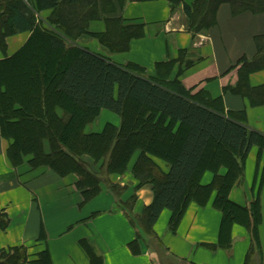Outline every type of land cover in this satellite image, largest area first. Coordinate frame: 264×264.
<instances>
[{
    "label": "trees",
    "instance_id": "1",
    "mask_svg": "<svg viewBox=\"0 0 264 264\" xmlns=\"http://www.w3.org/2000/svg\"><path fill=\"white\" fill-rule=\"evenodd\" d=\"M84 2L88 4L83 9ZM223 2L229 3L234 13H264V0H197L192 8L185 7L189 29L197 33L212 26L216 9ZM44 10H51L46 20L53 29L40 20L36 24V14ZM97 11L93 0H0L1 52L6 53L8 37L30 31L22 47L0 58V131L10 141L7 156L11 165L26 163L32 169L47 167L61 176L74 174L85 200L99 192L102 181L119 196L126 187L108 180L109 175L130 169L139 182L135 188L149 183L154 193L151 204L131 221L159 246L152 226L163 210L170 211L168 226L175 232L191 201L203 207L213 196L212 205L221 212L218 242L205 247L229 249L232 225L239 224L250 232L245 264H252L254 255L261 252L260 200L257 196L243 206L232 201L229 193L243 175L252 147H258L261 158L264 136L223 111L164 86L173 61L158 63V73L162 67L164 74L150 78L141 67H124L74 45L77 37L87 33L110 50H127L132 34L122 33L121 17L106 18L103 33L86 30L88 22L98 16ZM254 43L255 55L241 57L236 64L239 77L231 90L249 98L253 93L259 97L257 103L264 104V85L258 87L259 91L248 84L249 74L264 68V35L255 37ZM49 52H61L58 62L54 59L55 67ZM20 62L24 69L29 68V74L31 71L26 77L27 92L17 78ZM12 85L16 95L11 92ZM101 110L118 115L119 126L106 123L99 132H88L86 127ZM132 120L143 130L134 134L130 130ZM211 148L215 154L208 161ZM153 158L164 161L167 171L163 172ZM87 159L104 170L107 180L92 171ZM223 168L225 172H221ZM206 171L213 173V179L203 184L201 178ZM134 200V194L130 195L123 207L130 210ZM6 225V217L0 214V228ZM140 238L142 234L138 233L130 244L136 253L140 252ZM79 243L90 264H103L86 239ZM26 262L52 264L47 248L31 261L24 245L0 249V264Z\"/></svg>",
    "mask_w": 264,
    "mask_h": 264
},
{
    "label": "crops",
    "instance_id": "2",
    "mask_svg": "<svg viewBox=\"0 0 264 264\" xmlns=\"http://www.w3.org/2000/svg\"><path fill=\"white\" fill-rule=\"evenodd\" d=\"M93 1L97 4L98 16L88 22L86 30L103 33L106 18L121 17L122 33L132 34L129 46L127 50L113 51L87 33L77 37L74 45L124 67L130 64L141 67L150 78L164 74L162 67L158 73V63L173 61L164 77V86L223 111L225 116L235 118L264 136V104L257 103L259 97L252 93L249 98L231 90L239 77L237 62L244 56L253 57L256 53L254 39L264 35V13H234L229 3L223 2L216 9L214 24L193 33L185 7L192 8L197 0ZM87 4H81L83 9ZM50 13L51 10L41 11L36 15V24L40 20L53 29L46 20ZM29 35L28 30L9 37L6 53L0 50V58L15 53ZM248 84L252 88L264 85V68L252 71ZM102 128L94 127L90 131L99 132ZM9 143L0 131V214L7 219L6 227L0 228V249L24 245L31 261L47 248L52 264H90L79 243L86 239L101 256L103 264H245L250 232L239 224L232 225L229 249L205 247V244L218 242L221 212L212 205L213 196L203 207L191 201L175 232L168 226L170 211L163 210L152 226L162 245L159 246L131 221L151 204L154 193L149 183L135 188L139 182L130 169L108 178L125 186V193L116 196L102 181L99 192L85 200L82 190L76 186L74 174L61 176L47 167L32 169L26 163L12 166L7 156ZM258 151L256 146L251 148L244 173L229 193L232 201L243 206H248L257 196L260 200L261 252L254 255L252 264H264V173L260 183L264 152L258 158ZM153 160L163 172L167 171L164 161ZM134 161L135 156L130 167ZM206 172L201 179L203 184L213 179V173ZM132 194L135 200L127 210L122 203ZM138 233L143 238L138 240L140 252L136 253L130 244L135 242Z\"/></svg>",
    "mask_w": 264,
    "mask_h": 264
},
{
    "label": "rangeland",
    "instance_id": "3",
    "mask_svg": "<svg viewBox=\"0 0 264 264\" xmlns=\"http://www.w3.org/2000/svg\"><path fill=\"white\" fill-rule=\"evenodd\" d=\"M36 15H40V13L38 14H36ZM12 36V35H11ZM10 36V37H11ZM9 38V37H8ZM8 38H7V40H8ZM6 40V41H7ZM26 42V41H25ZM7 43V42H6ZM45 46H43V52L45 51ZM6 49H7V46H6ZM60 54H61V52H60ZM60 54H53V53H51V52H49V54L48 55H51V56H53V67H55V62L57 61V59H58V56L60 55ZM38 56H40V54H38ZM41 57V56H40ZM54 59L56 60V61H54ZM58 62V61H57ZM29 68L27 67V69H24V67H23V64L20 62V64H19V70H18V72H17V78L19 77V84H20V87H22L23 88V90H25V92H27L28 90H29V88H28V83H27V81H26V77H28V74H29ZM30 74H31V71H30ZM30 74H29V76H30ZM21 89V88H20ZM11 92H12V94L13 95H16V92H17V90L15 89V87L12 85L11 86ZM30 95L32 96V92L30 91ZM60 98V97H59ZM35 119L37 120V117L35 116ZM118 121H119V124H120V117L118 116V115H116V114H114L113 112H111V111H108V110H104V111H100L99 112V115H98V117L94 120V122L91 124V125H89V127L90 128H87L86 127V129L87 130H92V129H94V127H101V126H104L106 123H115L116 124V126H119V124H118ZM111 123V124H112ZM141 127V126H140ZM130 130L135 134V132H140L141 130H143V128L141 127V128H138V124L137 123H135L134 122V120H132L131 121V128H130ZM135 131V132H134ZM210 152H209V154H207V159L206 160H210L211 158V155H214L215 154V151H214V149H212L211 148V150H209ZM258 155H259V153H258ZM208 160V161H209ZM87 162H88V164H89V167L92 169V170H96V171H94V172H96V173H99L100 175H102V179H105V180H107L106 179V176H104V170L102 169V171H101V169L100 168H98V166H96V165H94L93 164V162L91 161V160H88L87 159ZM253 168H254V164L252 165V169H251V176L253 175ZM225 172V169L223 168L222 170H221V172ZM125 173V172H124ZM124 173H120V174H116V175H122V174H124ZM206 173H211L210 171H207ZM111 175H113V174H111ZM111 175H109V177L111 176ZM202 179V178H201ZM251 179V178H250ZM244 181V180H243ZM250 182H251V180H250ZM121 186V185H120ZM122 187H124V186H122ZM240 187V186H239ZM123 193H125V190L123 191L122 190V192L119 194V195H122ZM128 196H130V195H128Z\"/></svg>",
    "mask_w": 264,
    "mask_h": 264
}]
</instances>
